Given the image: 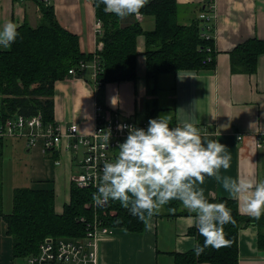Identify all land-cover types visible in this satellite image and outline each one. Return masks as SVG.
Listing matches in <instances>:
<instances>
[{"label":"crops","instance_id":"0c3cea01","mask_svg":"<svg viewBox=\"0 0 264 264\" xmlns=\"http://www.w3.org/2000/svg\"><path fill=\"white\" fill-rule=\"evenodd\" d=\"M37 1L0 0V27L7 21L35 27L41 16ZM176 3L179 24L200 21L201 12L212 16L213 68L162 75L153 92L150 90L153 86L147 85L145 80V44L144 37L139 35L134 80L106 83L99 94L94 91L90 67L83 69L81 76L57 80L52 97L53 119L48 123L54 122L64 128L75 124L79 133H91L96 125L97 98L105 114L112 117L144 122L169 114L172 117L170 127L179 120L190 119L200 128L203 140H218L231 158L230 167L219 170V181L215 176L205 177L204 183L197 187L203 189L207 199H231L223 188L225 177L264 179V53L258 56L256 69L251 74L232 73L229 62V54L238 44L251 38L264 41V0H176ZM51 4L58 23L78 36L81 53H95L102 48L97 41L102 32L98 33L95 28L93 0H52ZM133 21H138L135 16L119 19L121 26ZM139 22L145 30L154 26L151 17L141 16ZM5 49L0 46V50ZM114 97L117 99L115 105L111 103ZM38 114L41 116L40 113L35 115ZM4 121H0V125ZM63 139L59 148L46 150L41 138L29 144L25 137H0L4 214L12 210L16 188L52 190L55 211H62L63 205L69 202L70 180L77 171L78 161L71 150L66 149V139ZM232 200L239 214L248 215L242 211L240 200ZM170 202L179 203L180 207L163 206L148 225L144 223L141 232L111 227L110 234L100 236L96 242V264H192L180 262L177 255L194 249L196 240L188 233L194 226L189 224L187 217L195 214L173 216L174 211L187 210L179 201ZM260 231L264 234V222L238 230L237 264H264V250L257 246ZM11 244L5 221L0 216V264H28V259L34 255L26 260L14 259Z\"/></svg>","mask_w":264,"mask_h":264},{"label":"trees","instance_id":"16d2710c","mask_svg":"<svg viewBox=\"0 0 264 264\" xmlns=\"http://www.w3.org/2000/svg\"><path fill=\"white\" fill-rule=\"evenodd\" d=\"M37 2L41 13L38 24L35 27L27 23L19 25L15 42L9 48L0 50V121L17 114L27 117L40 113L44 123L51 122L54 83L65 77L81 76L79 63L90 62L93 58V53H81L78 36L58 23L53 5ZM96 3L97 0H93L95 16L102 24V33L97 38L102 48L95 52L100 67L96 77L100 83L98 94L106 83L135 79L136 38L139 35L144 37L145 44V80L147 85L153 86L150 89L153 92L162 75L175 74L178 70L214 67L213 39L201 37L202 21L195 20L188 25L177 22L176 0H149L140 10L142 16L151 17L154 21L153 28L148 30L143 29L139 21L121 26L120 18L105 13L104 6L96 7ZM262 53L264 41L257 38L238 44L229 54L230 71L253 73L257 58ZM72 67L75 69L73 75L68 73ZM97 103L101 104L99 98ZM96 191L78 188L71 183L69 202L57 213L52 190L16 188L12 195V210L4 214L0 186V216L5 221L6 234L12 240V257L26 260L37 254L38 246L45 238L75 240L82 237L86 223L81 218L90 222L96 217L110 227H121L133 233L143 230L144 222L131 215L119 201L110 200L106 205L93 206L92 194ZM208 200L226 202L231 209L235 223L224 226L226 238L231 244L218 250L205 248L199 256L193 249L177 255V258L180 262L192 264H237L238 230L249 224L261 225L264 214L257 220L250 215L239 214L232 199L215 197ZM166 207L175 209L180 204L169 202ZM189 214L185 210L172 213L173 216ZM188 233L194 236L196 243L203 245L204 239L195 227ZM257 246L264 250V234L261 231Z\"/></svg>","mask_w":264,"mask_h":264},{"label":"clouds","instance_id":"9594fccd","mask_svg":"<svg viewBox=\"0 0 264 264\" xmlns=\"http://www.w3.org/2000/svg\"><path fill=\"white\" fill-rule=\"evenodd\" d=\"M148 3L149 0H97L96 7L102 4L105 13L125 19L139 16ZM17 28L12 21L0 27V46L9 48L15 42ZM116 100L112 98L111 103L115 105ZM171 121L168 114L150 118L146 128L118 125V131L126 130V138L117 145L115 158L104 161L92 200L96 206L119 201L146 225L163 206L179 201L195 214L187 219L204 239L202 246L194 244V253L199 256L205 248L218 250L231 244L224 232L226 224L235 223L231 209L226 202H210L203 189L197 187L205 177L215 176L219 181V170H227L231 158L218 140H203L200 128L192 120H179L170 127ZM110 135L108 132L104 139L109 141ZM223 188L231 199L241 201L245 214L257 220L264 214V179L225 177Z\"/></svg>","mask_w":264,"mask_h":264},{"label":"built area","instance_id":"2783aa9c","mask_svg":"<svg viewBox=\"0 0 264 264\" xmlns=\"http://www.w3.org/2000/svg\"><path fill=\"white\" fill-rule=\"evenodd\" d=\"M50 5L52 0H38ZM212 9V6L210 7ZM135 16L136 20L141 19ZM212 16L201 12L199 19L202 21L201 37L213 39L210 33ZM98 33L102 32V24L99 20L95 23ZM209 51L210 49L207 48ZM79 69L90 67L93 79L94 91L98 92L100 83L96 79L99 73V58L93 53L90 62H80ZM68 73L73 75L75 69L72 67ZM96 125L91 133L81 134L77 125L71 124L68 127L53 123L44 124L42 117L38 115L24 116L14 115L5 119L0 125V137L20 136L25 137L29 144H34L38 138L43 139V146L46 150H52L62 146L63 138L66 139L65 147L71 150L74 157L78 158L77 171L71 176V183L78 188L97 189L102 175L104 161L112 160L113 153L118 151L117 145L126 138V130L118 131V125H135L139 128H146L148 121H134L105 114L101 105L95 107ZM64 128V129H63ZM111 133L109 141L104 137ZM93 206H95L93 202ZM86 223V230L82 237L75 240L64 238H45L38 246L36 255L28 259V264H96V242L100 236L110 234L112 228L102 220L94 217L90 222L84 218L80 219Z\"/></svg>","mask_w":264,"mask_h":264},{"label":"rangeland","instance_id":"374dc122","mask_svg":"<svg viewBox=\"0 0 264 264\" xmlns=\"http://www.w3.org/2000/svg\"><path fill=\"white\" fill-rule=\"evenodd\" d=\"M20 261V260H19ZM22 262V261H21Z\"/></svg>","mask_w":264,"mask_h":264}]
</instances>
